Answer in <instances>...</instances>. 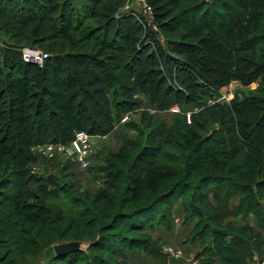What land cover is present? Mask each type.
Segmentation results:
<instances>
[{
    "label": "trees",
    "instance_id": "16d2710c",
    "mask_svg": "<svg viewBox=\"0 0 264 264\" xmlns=\"http://www.w3.org/2000/svg\"><path fill=\"white\" fill-rule=\"evenodd\" d=\"M146 2L160 32L178 36L161 46L147 32L165 67L151 60V53L139 63L142 49L146 54L150 47L144 43L132 51L143 24L130 14H120L123 0H0V35L9 41L0 46V167L20 176L16 186L30 194L23 189L22 178L28 172L26 164L20 168L19 158L22 151L26 161L36 162L27 150L30 145H67L79 131L94 136L111 133L123 114L136 112L138 91L159 111L177 103L182 113L170 126L147 111L139 113V122L124 124V130L135 136L122 134L119 150L102 157L95 171L102 174L105 188L92 203L111 202L125 173L122 166L128 167L127 201H143L131 214L135 219L150 212L149 228L170 227L171 216L166 214L171 215L181 199L180 205L192 210L202 230L209 232V244L196 255L198 264H251L264 251V49H254L256 43H264L260 20L264 0ZM73 34L82 37L77 40ZM50 38L72 48L93 44L87 52L54 54L41 68L21 61V47L41 46ZM120 39L129 41V46ZM257 80L260 87L237 94L229 103H207L233 81L248 86ZM192 106L197 109L187 118L185 112ZM168 147L177 154H163ZM225 183L234 188L227 190ZM54 186L48 190L40 185L37 192L58 194L63 187L56 182ZM160 205L167 213L159 210ZM14 206L23 208L19 201ZM18 215L29 218L22 212ZM238 215L244 222L239 228L225 223ZM249 215L257 227L244 221ZM136 227L141 231L142 224ZM76 242L86 247L53 253L41 263L106 264L91 253L97 241ZM141 243L147 245L123 243L116 253L121 261L114 264H129L128 255L135 250L167 258L156 244Z\"/></svg>",
    "mask_w": 264,
    "mask_h": 264
},
{
    "label": "rangeland",
    "instance_id": "374dc122",
    "mask_svg": "<svg viewBox=\"0 0 264 264\" xmlns=\"http://www.w3.org/2000/svg\"><path fill=\"white\" fill-rule=\"evenodd\" d=\"M129 2L130 0H123L120 14L131 13L130 11H123ZM138 9L139 7L136 5L135 10ZM223 9H219V12L225 14ZM140 15L142 16V14ZM260 20L264 24V17ZM144 25L145 27L142 25V30L134 38L137 41L132 51L141 48V44L146 43L150 48L146 50V54H143L144 49H142L141 56L137 57L139 63L151 53V60L165 67L162 56L157 52L151 39L147 38V32H151L154 39L161 46H166L167 39L174 40L178 36L168 34L165 37L154 21L150 19ZM71 36L77 40L82 37L79 34ZM4 41H8V38L0 35V46ZM8 42L6 44H10ZM120 43L124 47L129 46L127 45L129 41L126 42V39H120ZM92 44L88 43L84 48H72L67 42L50 38L43 45L35 47L42 51L44 50L43 52L49 54L50 57L54 54L73 53L76 49L87 52L91 50ZM130 44L133 45L132 42ZM255 45L254 49L256 48V50L264 49V43H256ZM26 47L28 46H23L21 49ZM64 63L65 65L69 64L68 60L64 61ZM260 84V80L248 86H243L239 82L233 81L228 86L220 89L216 96L209 98L207 103H229L236 98L237 94L243 95L249 91H255L260 87ZM174 85L177 86L176 83ZM134 97L139 102L136 112L123 114L111 133L94 141L100 153L98 154V162L93 163L94 160H92L89 169L80 167L76 158L70 154L68 147H61V144L52 142L35 143L27 147V150H29L33 158H36V162L29 163L26 161V158L22 157L25 156L22 151L19 156L20 162H23L20 168L26 164L23 168L28 172L25 178H22L25 181L23 189L26 188L30 193L25 194L22 193L21 187H17L15 184V180H18L20 176L13 173L9 174L4 165L0 167V264H42L41 261L52 256L55 245L78 240L97 241L94 246L95 249L91 253L92 255H100L106 260V264L120 262L121 258L116 256V253L120 251V246L123 243L135 241L142 246L147 245L141 243L143 241L156 244L163 253H167V258L155 259L148 254L135 250L132 252L130 259L128 257L127 261L129 264H186V260L190 258H192V261L194 260L192 263L196 262L198 264V260L195 259L196 255L201 253L203 248L209 244V232L205 229H203L204 231L202 230V227L198 224L199 219L192 210L185 209V206L183 208L179 204L181 199L177 200V205L173 208L171 215L163 209V205L159 207V210L166 212L169 217L171 216L170 227L159 225L156 228H149L147 225L151 222H148L151 217L150 212H146L138 219H135V216L131 214L142 207L143 201L140 200L141 202L138 203L127 201L130 197V193L126 188L128 182L127 173L129 174L128 167L122 166L125 173L120 177L119 191L112 194L111 202L99 201L92 203L95 194L105 188L102 174L95 171V168L101 166L102 157L115 154L119 150L122 134H127L130 138L135 136L134 132L125 131L123 128L120 129V127L130 121L139 122L138 115L141 111H147L153 118L166 122L167 126H170L176 118L177 114L170 110L172 107L165 111H159L150 105L146 94L138 91L134 94ZM174 106L182 113V108L177 103ZM196 109H193V106L189 107L185 112V116L190 118L191 111ZM42 110L43 113L46 112L44 111L45 109ZM110 135L111 141L109 144L108 136ZM117 141H119V147L117 146ZM210 142H213V139ZM19 145L21 146V143ZM212 145L210 144V146ZM21 148L25 150L24 145ZM162 152L163 154H177L175 149L170 147ZM169 162L170 160L162 161L167 166L171 164ZM118 167L120 169V165ZM6 174H9L10 177ZM54 182L63 185L61 190L59 188L58 194L43 195L37 192L40 185L46 186L48 190H54ZM225 184L228 187L227 190L234 188L229 183ZM186 193L188 197L190 190ZM15 201H19L23 207L22 210L15 209ZM177 206L179 207L177 208ZM202 209L209 215L207 209ZM20 212L28 215L29 218L18 215ZM252 217L249 215L244 221L250 222ZM242 219L243 217L240 215L231 216L225 219V223L232 222L236 228H239L244 223ZM27 220L32 222L29 223ZM155 220L157 218L153 222ZM33 222L36 224H33ZM140 223L142 224V227H140L141 231L136 227ZM210 224L214 226L212 222ZM221 226L227 229L225 225ZM170 254L182 259H168ZM77 264H82V261L77 262ZM251 264H264V251L262 255L256 256Z\"/></svg>",
    "mask_w": 264,
    "mask_h": 264
},
{
    "label": "built area",
    "instance_id": "2783aa9c",
    "mask_svg": "<svg viewBox=\"0 0 264 264\" xmlns=\"http://www.w3.org/2000/svg\"><path fill=\"white\" fill-rule=\"evenodd\" d=\"M136 5L139 7L138 10H135ZM123 11H130V15L141 22L144 27V23L147 22L148 19L153 21L152 10L147 4L146 0H130L129 4L123 9ZM140 14H142L143 17ZM20 57L23 63L41 68L44 65V62L49 58V54L36 47H26L21 49ZM170 110L176 114L180 113V110L176 106L172 107ZM98 138L101 139L102 137L90 135L84 131H79L75 133L74 138L67 145L60 146L68 147L70 154L76 158L77 162L80 164V167L89 169L91 167V162L97 152V146L94 141ZM192 264L197 263L194 262Z\"/></svg>",
    "mask_w": 264,
    "mask_h": 264
},
{
    "label": "water",
    "instance_id": "95a60500",
    "mask_svg": "<svg viewBox=\"0 0 264 264\" xmlns=\"http://www.w3.org/2000/svg\"><path fill=\"white\" fill-rule=\"evenodd\" d=\"M86 247V245L82 242H67V243H61L57 244L53 247V251L56 255L60 254H67L70 252H74L77 250H83Z\"/></svg>",
    "mask_w": 264,
    "mask_h": 264
},
{
    "label": "crops",
    "instance_id": "0c3cea01",
    "mask_svg": "<svg viewBox=\"0 0 264 264\" xmlns=\"http://www.w3.org/2000/svg\"><path fill=\"white\" fill-rule=\"evenodd\" d=\"M121 128H123L124 129V125L123 126H121L120 127V129ZM122 129V130H123ZM121 131V130H120ZM121 133V132H120ZM123 133V132H122ZM109 137V139H108V141H109V144H110V141H111V135L110 136H108ZM118 142L119 141H117V146L119 147V145H118ZM120 145H121V143H120ZM109 146V145H108ZM107 149H108V147H107ZM100 150H97V152H96V154H95V156H94V158H93V163H97L98 162V154L100 153L99 152ZM180 204V203H179ZM178 204V205H179ZM177 205V204H176ZM179 206H177V208H178ZM181 207V206H180ZM246 223H248V224H250L251 226H253V227H257V222H256V220L252 217V219L250 220V222H247V221H245ZM173 249V248H172ZM132 254V253H131ZM131 254H129L128 255V257H129V259H130V257H131ZM164 254H167V253H164ZM170 258H172V259H174V260H180V259H182V258H179V257H177V256H174V255H172V254H170V256H168V259H170ZM171 259V260H172ZM254 260H255V258H254ZM194 261V260H193ZM192 258H190V259H187L186 260V264H191L192 262ZM254 262V261H253Z\"/></svg>",
    "mask_w": 264,
    "mask_h": 264
}]
</instances>
